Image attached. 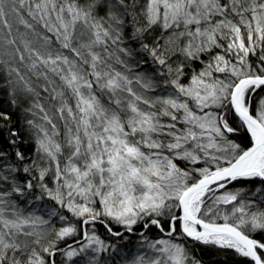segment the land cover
Here are the masks:
<instances>
[{
    "label": "snow or ice",
    "instance_id": "obj_1",
    "mask_svg": "<svg viewBox=\"0 0 264 264\" xmlns=\"http://www.w3.org/2000/svg\"><path fill=\"white\" fill-rule=\"evenodd\" d=\"M206 253L264 264V0H0V264Z\"/></svg>",
    "mask_w": 264,
    "mask_h": 264
},
{
    "label": "trees",
    "instance_id": "obj_2",
    "mask_svg": "<svg viewBox=\"0 0 264 264\" xmlns=\"http://www.w3.org/2000/svg\"><path fill=\"white\" fill-rule=\"evenodd\" d=\"M208 255H210V254L209 253L205 254V264H210L209 260L207 259Z\"/></svg>",
    "mask_w": 264,
    "mask_h": 264
}]
</instances>
